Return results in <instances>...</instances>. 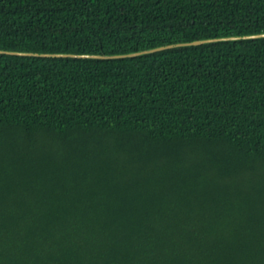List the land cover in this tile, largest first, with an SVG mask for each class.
I'll return each mask as SVG.
<instances>
[{
  "label": "trees",
  "instance_id": "trees-1",
  "mask_svg": "<svg viewBox=\"0 0 264 264\" xmlns=\"http://www.w3.org/2000/svg\"><path fill=\"white\" fill-rule=\"evenodd\" d=\"M261 31L264 0H0L7 50ZM0 264H264V38L0 54Z\"/></svg>",
  "mask_w": 264,
  "mask_h": 264
},
{
  "label": "water",
  "instance_id": "water-1",
  "mask_svg": "<svg viewBox=\"0 0 264 264\" xmlns=\"http://www.w3.org/2000/svg\"><path fill=\"white\" fill-rule=\"evenodd\" d=\"M264 38V31L257 33H248L240 35L219 36L211 38L195 39L191 41L175 42L170 44L159 45L151 48L131 51L119 54H96V53H68V52H36V51H19L0 49V54L18 55V56H34V57H68L81 59H120L127 57H137L154 52H159L172 48L190 47L201 44L222 42V41H238Z\"/></svg>",
  "mask_w": 264,
  "mask_h": 264
}]
</instances>
